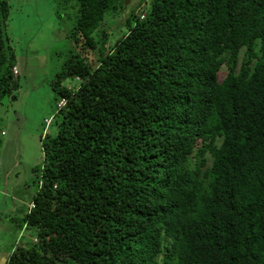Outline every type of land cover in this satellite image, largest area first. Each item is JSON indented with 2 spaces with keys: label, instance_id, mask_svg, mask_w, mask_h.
<instances>
[{
  "label": "trees",
  "instance_id": "trees-1",
  "mask_svg": "<svg viewBox=\"0 0 264 264\" xmlns=\"http://www.w3.org/2000/svg\"><path fill=\"white\" fill-rule=\"evenodd\" d=\"M51 1L76 10L74 47L14 220L30 233L2 264H264V0H137L109 48L128 0ZM9 12L0 105L20 89Z\"/></svg>",
  "mask_w": 264,
  "mask_h": 264
},
{
  "label": "rangeland",
  "instance_id": "rangeland-1",
  "mask_svg": "<svg viewBox=\"0 0 264 264\" xmlns=\"http://www.w3.org/2000/svg\"><path fill=\"white\" fill-rule=\"evenodd\" d=\"M136 2L128 0V6L120 14L106 17L104 27L109 35L106 48L113 46L117 38L114 33L120 35L126 30L124 18L135 8ZM8 3L7 37L16 56L20 89L16 91V101L5 97L0 105V134H5L0 135V264L30 233L27 231L24 236L14 220L18 221L26 213L37 191L32 170L42 162L38 131L43 120L55 110L50 83L68 48L74 47L72 40L65 37L73 28L76 14L75 9L65 10L61 14L62 21L59 20L48 9L53 8L51 0H8ZM66 3L71 9L74 0H66ZM78 49L81 50V46ZM85 55L92 58L90 53ZM77 81L66 79L62 86L77 89Z\"/></svg>",
  "mask_w": 264,
  "mask_h": 264
},
{
  "label": "clouds",
  "instance_id": "clouds-1",
  "mask_svg": "<svg viewBox=\"0 0 264 264\" xmlns=\"http://www.w3.org/2000/svg\"><path fill=\"white\" fill-rule=\"evenodd\" d=\"M144 18V14H143V16H140V19H143ZM13 72H14V74H16L17 73V68L16 67H14L13 68ZM62 100H60L59 102H61ZM58 102V103H59ZM57 106H58V104H57ZM64 106V105H63ZM62 106V107H63ZM58 109H60V108H58ZM3 134V132H1V135ZM31 208H33V205L32 204H29V207H28V209H31ZM28 211V210H27Z\"/></svg>",
  "mask_w": 264,
  "mask_h": 264
},
{
  "label": "built area",
  "instance_id": "built-area-1",
  "mask_svg": "<svg viewBox=\"0 0 264 264\" xmlns=\"http://www.w3.org/2000/svg\"><path fill=\"white\" fill-rule=\"evenodd\" d=\"M64 105V100L58 103V108H61Z\"/></svg>",
  "mask_w": 264,
  "mask_h": 264
}]
</instances>
